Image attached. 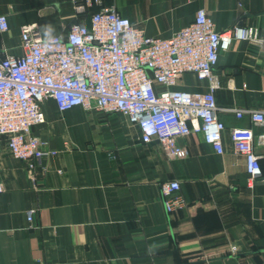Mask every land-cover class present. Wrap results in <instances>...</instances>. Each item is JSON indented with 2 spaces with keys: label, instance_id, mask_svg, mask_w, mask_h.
Returning <instances> with one entry per match:
<instances>
[{
  "label": "crops",
  "instance_id": "crops-1",
  "mask_svg": "<svg viewBox=\"0 0 264 264\" xmlns=\"http://www.w3.org/2000/svg\"><path fill=\"white\" fill-rule=\"evenodd\" d=\"M0 0L9 27L0 30V57L21 54V26L37 23L44 37L88 23L114 5L149 36L170 37L204 8L222 31L264 27V0ZM215 91L220 106L264 109V43L233 39L220 53ZM178 88L206 89L185 73ZM34 132L51 153L34 167L0 137V264H264V125L249 113L222 109L224 151L200 131L178 138L186 157L171 156L158 141L144 143L137 124L120 112L44 104ZM233 127H251L263 178L250 185L236 152ZM178 180L185 206L167 212L160 186ZM36 209L33 222L27 217ZM238 246L237 255L230 245Z\"/></svg>",
  "mask_w": 264,
  "mask_h": 264
},
{
  "label": "built area",
  "instance_id": "built-area-1",
  "mask_svg": "<svg viewBox=\"0 0 264 264\" xmlns=\"http://www.w3.org/2000/svg\"><path fill=\"white\" fill-rule=\"evenodd\" d=\"M83 11L102 0H84ZM9 27L7 15L0 14V30ZM23 52L0 57V137H5L9 152L34 167V161L52 151L44 148L34 127L46 119L44 104L53 100L59 110L74 106L105 113L120 112L137 124L144 143L158 141L171 156L186 157L189 149L178 138L192 131L203 133L213 148L224 151L219 117L222 109L238 117L249 113L255 124L264 125V109H238L220 106L215 91L220 87L216 71L220 53L233 39L264 43V27L234 25L219 31L206 9L170 37L149 36L123 16L117 8L101 6L88 23L74 21L58 34L44 37L37 23L21 26ZM185 73L206 81V89L178 88ZM236 152L246 161L250 185L263 178L260 155L255 150L251 127H233ZM264 141V134L259 136ZM178 180L160 186L167 212L182 209L185 198L178 194ZM4 185L0 181V193ZM36 209L27 217L33 222ZM239 248L232 244L230 254Z\"/></svg>",
  "mask_w": 264,
  "mask_h": 264
},
{
  "label": "water",
  "instance_id": "water-1",
  "mask_svg": "<svg viewBox=\"0 0 264 264\" xmlns=\"http://www.w3.org/2000/svg\"><path fill=\"white\" fill-rule=\"evenodd\" d=\"M241 26V25H240Z\"/></svg>",
  "mask_w": 264,
  "mask_h": 264
}]
</instances>
